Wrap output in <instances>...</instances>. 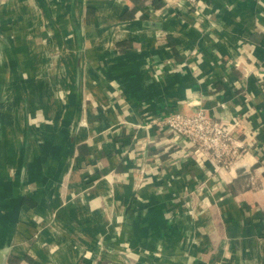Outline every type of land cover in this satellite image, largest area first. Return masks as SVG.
I'll return each instance as SVG.
<instances>
[{
    "label": "crops",
    "instance_id": "1",
    "mask_svg": "<svg viewBox=\"0 0 264 264\" xmlns=\"http://www.w3.org/2000/svg\"><path fill=\"white\" fill-rule=\"evenodd\" d=\"M9 7L1 139L17 103L27 130L0 173V264H264V0ZM198 108L247 145L232 165L157 124Z\"/></svg>",
    "mask_w": 264,
    "mask_h": 264
},
{
    "label": "built area",
    "instance_id": "2",
    "mask_svg": "<svg viewBox=\"0 0 264 264\" xmlns=\"http://www.w3.org/2000/svg\"><path fill=\"white\" fill-rule=\"evenodd\" d=\"M189 1L193 3L196 0ZM258 74L264 92V66ZM221 105L225 107L224 103ZM157 124L165 127L176 142L190 144L202 154L209 155L217 167L232 165L248 151L247 145L235 133L234 126L214 119L203 108L171 112Z\"/></svg>",
    "mask_w": 264,
    "mask_h": 264
},
{
    "label": "rangeland",
    "instance_id": "3",
    "mask_svg": "<svg viewBox=\"0 0 264 264\" xmlns=\"http://www.w3.org/2000/svg\"><path fill=\"white\" fill-rule=\"evenodd\" d=\"M11 12H12V10L10 7L7 10H5V16L7 17V20L9 18V15L11 14ZM5 16H0V22L3 21V23L0 24V61L1 62H3L4 58L6 57V55L2 52L1 40H5V41L7 40L12 45L13 41L10 38H8V36H11V33L16 32V30L13 26L14 22H12V20H10V19H9L10 21L8 20V22L4 21ZM11 69H12L13 75H10L8 77V80H9V83L12 85V88H13V86L17 85L21 81V78L16 75L14 62L11 63ZM21 84L22 83H19L20 88H22ZM13 90H14L15 96L16 95L21 96V93L19 91H17V93L15 92L16 87L13 88ZM19 104H21V102ZM15 107H18V103L16 106L14 105L11 109V120L9 121V124H8V131H9L10 139H8V141L1 139L2 138V132H1L2 125L0 124V146L3 142V149L0 152V173L1 172L3 173V169L6 168V166H8L7 171H9L10 170L9 166L17 163L19 150L21 148H23V145L25 143L22 131H25V129L27 130V125L25 126V129L22 130L23 125L20 123V120H19L20 116H18V112L14 109ZM19 110H21V112H22L21 107L19 108ZM7 152H8V155L5 156V154ZM2 177L3 176H0V188H1V186H2V188H4V187L6 188L7 187L6 186L7 181ZM15 182H17V180ZM2 188L0 190V195L5 192V194H3L5 196L7 194L8 189L2 190Z\"/></svg>",
    "mask_w": 264,
    "mask_h": 264
},
{
    "label": "trees",
    "instance_id": "4",
    "mask_svg": "<svg viewBox=\"0 0 264 264\" xmlns=\"http://www.w3.org/2000/svg\"><path fill=\"white\" fill-rule=\"evenodd\" d=\"M10 260H11V263H13V261H12V260H14V259H12V258H11Z\"/></svg>",
    "mask_w": 264,
    "mask_h": 264
}]
</instances>
